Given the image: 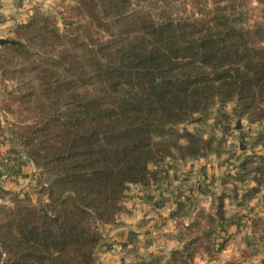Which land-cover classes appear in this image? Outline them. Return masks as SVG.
I'll return each instance as SVG.
<instances>
[{
	"label": "trees",
	"instance_id": "1",
	"mask_svg": "<svg viewBox=\"0 0 264 264\" xmlns=\"http://www.w3.org/2000/svg\"><path fill=\"white\" fill-rule=\"evenodd\" d=\"M256 1L78 0L62 26L38 12L18 26L1 47V76L14 82L2 108L18 117L10 133L40 173L36 200L16 194L0 205V264H99L102 225L154 176L162 152L205 146L187 130L185 145L157 136L217 102L264 120V0ZM210 236L190 238L166 261L129 264H191Z\"/></svg>",
	"mask_w": 264,
	"mask_h": 264
},
{
	"label": "rangeland",
	"instance_id": "2",
	"mask_svg": "<svg viewBox=\"0 0 264 264\" xmlns=\"http://www.w3.org/2000/svg\"><path fill=\"white\" fill-rule=\"evenodd\" d=\"M77 1L42 0L35 6L31 18L37 12L52 15L62 26V18L69 16L70 8L75 6ZM250 3L252 6L257 5L256 0H251ZM19 25L7 31L6 38H17ZM2 46L0 45V54L3 52ZM13 85L12 80H3L0 71V141L11 144V153L18 155L19 157L15 156L18 159L22 158L21 155L29 158L10 133L18 117L2 108L3 100L8 99L7 91ZM234 109L233 101L226 104L214 103L204 113L197 115L195 121L172 126L163 135L156 137L157 140L185 145L187 140L181 135L187 130L197 135L205 146L200 152L192 155L182 156L177 149L171 151L173 154L162 152V160L151 165L154 176L146 184L137 187L157 185L166 180L169 169L184 172L187 166L194 167V162L202 175L198 174V177L196 174L195 177L191 176L192 180L189 182L174 186L179 194L172 198V207H166L164 210L165 216L150 205L148 213L152 216L139 218L145 223L146 230L137 245L138 252L142 254L137 253L136 246L129 242V251H125L124 263L118 257L116 264H129L138 259L152 260L157 257L166 261L173 250L183 248L186 241L203 235L204 231L211 232V236L199 241V248L192 261L190 260L191 264H264V120L252 123L246 115L239 117ZM238 121L241 122L240 128H237ZM246 161L249 162L247 166L244 165ZM1 163L2 160L0 165ZM211 163L217 170L220 166L223 167L222 171L225 172H219L209 178V172H205L204 168ZM35 168L33 186L29 190L23 192L0 187V205H11L16 194H29L33 199H37V179L40 171L36 166ZM4 170L11 174L7 167ZM137 187L128 192L116 221L101 227L102 240L96 250L99 264H106L103 259L106 251L102 250V244L108 228L122 224L121 217L130 210L129 200L135 195ZM189 194L191 196L185 198ZM220 207L224 218H221ZM211 213H214L217 219L213 225L208 223L206 217ZM162 217L166 221L165 225L169 224L166 228L172 225V231L166 232L162 228ZM196 221H199L201 226L187 235L186 227ZM209 245L212 247L211 251L205 248ZM151 246L155 247L153 252L148 251Z\"/></svg>",
	"mask_w": 264,
	"mask_h": 264
},
{
	"label": "crops",
	"instance_id": "3",
	"mask_svg": "<svg viewBox=\"0 0 264 264\" xmlns=\"http://www.w3.org/2000/svg\"><path fill=\"white\" fill-rule=\"evenodd\" d=\"M41 1L0 0V40L5 39L7 37L5 33L11 31L16 25L27 23L33 15L35 6L41 3ZM10 146L11 144L8 142L0 141V161L2 160L0 165V187H3L5 190L27 191L33 186V179L36 173L35 165L29 158L21 155L22 153H20L22 158L20 157L21 159H18V155L11 153ZM194 165V167H191V165L187 166L184 172H176L173 169H171V172L169 169L166 180L157 185L151 187L136 186L135 195L129 200L130 210L121 217L122 224L108 228V233L105 236L106 239L102 244V250L106 251L103 257L106 264H116L118 257L124 263V254L129 251V248H127L129 242L133 243L136 246L135 250H137V245L140 242L139 238L146 231L144 229L145 223L139 218L152 216L148 213L151 204L162 216H165L164 210L166 207L171 206L172 198L177 197L179 194V191L174 186L189 182L192 180L191 176L195 177L194 175L196 174L202 175L197 169L198 165L196 162H194ZM6 167L11 170V174L4 170ZM204 169L205 172H209V178L212 175L219 174V172H225L222 171L223 167L220 166L217 170L216 167L212 166V163ZM187 178L190 179L187 180ZM190 196L191 194L185 198H189ZM161 221L164 223L162 228L166 232L173 230L172 225L169 227L170 229L166 228L169 224L167 226L165 225L166 221L163 217ZM172 222L175 224L174 221ZM149 248L148 251L150 252H153L155 249L152 246ZM136 252L141 253L138 250Z\"/></svg>",
	"mask_w": 264,
	"mask_h": 264
},
{
	"label": "water",
	"instance_id": "4",
	"mask_svg": "<svg viewBox=\"0 0 264 264\" xmlns=\"http://www.w3.org/2000/svg\"><path fill=\"white\" fill-rule=\"evenodd\" d=\"M7 43H14V41L11 40V39H8V38L1 39V40H0V45H4V44H7ZM240 127H241V122L238 121L237 128H240Z\"/></svg>",
	"mask_w": 264,
	"mask_h": 264
}]
</instances>
